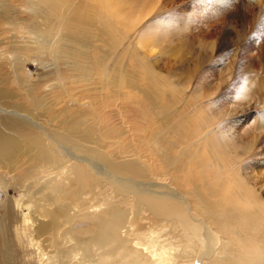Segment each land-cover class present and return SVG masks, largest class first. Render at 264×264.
Listing matches in <instances>:
<instances>
[{
  "label": "rangeland",
  "instance_id": "rangeland-1",
  "mask_svg": "<svg viewBox=\"0 0 264 264\" xmlns=\"http://www.w3.org/2000/svg\"><path fill=\"white\" fill-rule=\"evenodd\" d=\"M103 2L116 9L109 12ZM44 14L54 31L50 52L23 49L19 75L39 96L49 93L46 101L59 100L50 112L59 121L52 125L39 115L41 110L34 113L45 134L55 140V131L65 138L59 139L63 145L74 149L97 142L98 150L117 165V175L187 194L199 224L205 219L195 204L215 211L217 219L208 226L210 240L202 230L198 237L188 236L176 221L151 209L146 194L122 195L114 186L74 200L81 212L108 198L126 208L141 202L150 211L144 209L134 222L133 236L146 245L151 232L162 230L164 243L178 247L177 264L184 261L181 251L192 256L185 264H256V246L264 242V0H0V82L20 94V101L25 92L14 82L19 68L11 62V52L34 44L29 27L45 25ZM68 27L99 35L84 48L90 58L88 79L80 78L73 63L57 52ZM0 108L2 130L13 133L4 120L10 116L7 107L1 102ZM68 117L65 128L76 124L70 130L78 133L73 138L55 127ZM163 121L170 130H179V140L166 134L179 148L169 147L180 158L177 165L167 166L154 142L153 133ZM30 131L34 139L45 135L36 128ZM29 167L0 170V264L38 259L30 244L37 241L25 221L44 204L34 194L39 184L31 182L32 172L21 175ZM57 172L49 171L52 176ZM49 173L42 170L37 176ZM174 176L180 180L174 182ZM235 235L251 249H242L245 244Z\"/></svg>",
  "mask_w": 264,
  "mask_h": 264
},
{
  "label": "bare ground",
  "instance_id": "bare-ground-1",
  "mask_svg": "<svg viewBox=\"0 0 264 264\" xmlns=\"http://www.w3.org/2000/svg\"><path fill=\"white\" fill-rule=\"evenodd\" d=\"M30 1L34 2V0ZM101 6L109 12L116 9L108 2H103ZM43 19L47 25L35 24L29 27V34L34 36V44L23 45V48L11 52L12 55H15L11 62H14L19 68V71L15 73L14 82L19 91L25 92L22 99L23 101L24 99L27 100L30 108H27L25 103L17 98L20 94L14 95L3 87L4 80L0 82V103L2 102L7 107L5 113L10 115L4 120L8 122L6 124L13 131L12 133L2 130L0 124V170L10 173L18 172L29 165V169H25L21 175H28L29 172H32L31 176L34 179L31 182L39 184V188L34 194L41 196L40 199L44 202H42L44 207L39 212H35L30 220L25 221V223H30L33 237L37 241L34 242L29 239L38 255L37 261L32 264H177V257L179 256H176V252L178 247L171 242H169L171 245L164 243L165 240L161 236L162 230L151 232L148 239L150 242L146 245L142 244L140 238L133 236L135 232L134 222L144 212V209L149 210L145 204L136 202L132 208H126L123 205L115 204L112 198H108L98 202L96 207H89V209L81 212L80 207L74 203V200L83 199L84 193L90 196L98 192V189L102 190L106 186H114L117 192L119 191L122 195H128L129 192L146 194L148 198H151L149 200L150 208L165 218L176 221L179 229L188 236L198 237L199 231L202 230L208 238L210 236L208 226H213L212 224L217 219L215 211H209L204 205L195 204L196 209L200 210L205 219L202 224H199V220L191 214L193 210L191 211V206L186 200L187 194L182 195L178 190L165 184H144L130 177L117 175V165L110 163L106 156L98 150L97 142H94L90 147L81 146L74 149L63 145L62 141L65 138L55 131L53 133L57 138L55 140L45 134V131L36 122L34 113L41 110L39 115L45 117L50 123L49 125L59 121L55 115L51 114L54 106L59 103V97L56 96L58 102L55 100L46 101L51 96L49 93L39 96L37 90L32 85L28 86L19 75V72H22V61L25 62L23 49L42 53L50 52L49 47L54 31L48 25L49 15L44 14ZM94 34L80 32L68 27L65 35L60 38L59 46L61 47L57 52H60L63 57L73 63L72 68L77 70L80 78L88 79L90 77V58L84 48H89L93 38L99 39V35L96 37ZM100 35L102 36V34ZM62 44H64L63 48L68 49H62ZM15 65H13L14 72L17 71ZM47 87L48 85H45V89ZM57 115L59 116V114ZM60 115L62 116V114ZM169 120L167 121L169 122ZM68 121L69 117L55 127L63 130L68 137L73 138L78 133L75 131L76 128L75 132L70 130L72 127H76V124L71 123V128H65ZM33 128L43 131L44 137L34 136V139L29 133ZM172 130L167 128V123L163 121L159 131L153 133L154 142L157 144L159 152L162 153V159L167 166L177 165V160L180 159L176 158L175 155L172 156L171 150H169V147H176L177 144L175 145L173 140V143L170 142L166 134L174 135L176 140L180 138L179 130ZM83 140L85 139L83 138ZM72 149L76 152H72ZM79 151L87 152V157H81ZM58 152L63 156H60ZM71 162L74 163L73 167H68ZM42 170H46L48 173L50 170H58V172L54 176L49 173L50 176L47 178L38 177L37 174ZM89 170L90 173L94 174L96 180L91 178L87 172ZM68 173L71 175H67ZM179 180L180 177L178 179L177 176L173 177L174 182ZM23 185L26 188L29 187L28 182L23 183ZM119 186L122 189L117 188ZM47 189L50 190L49 193L44 192ZM94 189L96 190L93 192ZM177 206L183 207L185 211H179ZM27 211L30 210L27 209ZM197 226H200V229ZM195 229L197 232L194 231ZM25 231L24 228L23 234L26 233ZM235 236L241 241L237 235ZM15 237L17 238V235ZM210 239L209 237L208 240ZM17 240L19 239L17 238ZM195 243L200 242L196 240ZM241 243L245 244L242 249H251L249 244L243 241ZM196 244L195 258L198 256ZM198 248L200 247L198 246ZM69 254H73L72 257ZM180 254L184 260L179 262L180 264H185L188 258H192L188 252L181 251ZM1 256L2 252L0 253V261H2ZM253 258L256 264H264V242L257 244ZM193 262V264H199L195 260ZM208 263L215 264L212 261Z\"/></svg>",
  "mask_w": 264,
  "mask_h": 264
}]
</instances>
